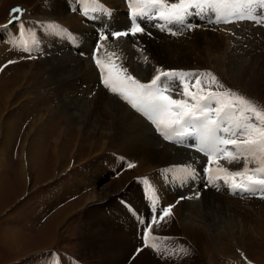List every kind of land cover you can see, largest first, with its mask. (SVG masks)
<instances>
[{
	"label": "rangeland",
	"instance_id": "374dc122",
	"mask_svg": "<svg viewBox=\"0 0 264 264\" xmlns=\"http://www.w3.org/2000/svg\"><path fill=\"white\" fill-rule=\"evenodd\" d=\"M51 1L52 0H0V24L2 23L3 25L2 27L0 26V31L2 28H5L4 25L8 23L6 21L13 18L11 10L16 7L21 8L23 13H26L25 16L24 14L22 15V13L16 14L23 17V21L21 20L22 22L19 25H22L27 29H33V21L31 20V17L27 15L28 12L31 11V15L38 17L46 16L49 13L48 11L52 10L49 8ZM93 8L94 7H92V9ZM70 12L74 13L71 9ZM64 14L68 15L67 10ZM54 17L57 16L54 15ZM58 18L55 19L59 22L60 19ZM83 18L85 19V17ZM52 19L47 21L49 26H53ZM71 19H74V17ZM86 20L91 22L90 19L86 18ZM43 21L45 20H42V22ZM236 23V26L239 28L236 30V36L230 35L232 34V31L221 32L214 29L219 32L224 39L227 36L234 38L233 41L227 38V41L225 39V44H220L219 50L221 49L220 52L223 51L224 58H222L224 61L220 59L219 63L214 65L206 59V63L203 64L204 67H196L197 69L195 70H198V74L202 80L203 93H207L208 90L212 91L217 89L223 90V92H231L233 96H242L246 100L255 104L258 110L264 111V98H261L258 95L262 94L264 97V93H259L256 89H252L254 85V87H257V90L260 87H264V61H262L264 60V39H261L263 36L259 37L257 36L258 34L254 35L250 30L245 31L241 29V27H243L241 21H237ZM49 26L48 29H50ZM237 27H235V29H237ZM255 27H257V24L254 23V28ZM21 29L18 30L19 33L16 41L25 40V43L29 41L28 44L31 41V46L34 41V39H32V31H34V29L31 31L32 36L30 35V31H28V35L32 37L31 40L29 36L26 37V39L22 38L23 33L20 31ZM198 34L199 33L195 35L197 36ZM0 37H2V39H0V44L8 46L10 39L5 38L1 34ZM182 37H177L178 41L175 40L176 38L174 40L170 39L169 42L171 44L170 48L173 49V54L180 53L181 50L185 52V55L178 61H168L164 51L157 46L152 45L151 48H157L168 63L178 64L182 62L197 61L198 59L194 55L190 57L188 56L191 50L193 54L200 53L199 45L196 42H190L186 36L184 37L185 39ZM187 37L190 39L189 36ZM252 41L254 43L253 46L251 45ZM181 42L185 43L181 44ZM54 44V48H56L58 44ZM189 45H191L193 49L188 50V52L186 46ZM24 47L26 46L21 45L13 50L11 49L12 51L7 50L4 53L6 58L0 61V76L3 75L2 78L8 77V79H12L15 74L19 75L15 79L16 85H11L12 89L17 88L18 90L16 92V98L6 110L9 115L7 119L11 120V122L13 121L11 124L14 126V140L12 142L8 140V138L10 139L11 137L4 134V127L0 125V144L7 148L2 159L3 164L0 165V264H81L79 259L84 264H264V260H256V258H261V256L262 258L264 257V239H261L262 235L260 236L255 229L246 230L244 228H239L242 235H248V232H251L250 236L252 241H249L250 244H247L248 251H245L243 248H238L232 238L227 239L228 236L219 233V235L223 236V245L225 244V247L229 248L228 243L234 242L231 243L234 244V246H232L233 249H226L223 253L222 250H203L200 246L203 243V240L199 241L198 239L195 241L192 236L190 237V240L185 236H179L175 224H173L172 221H166L165 219L161 221L159 229L157 227L156 232L150 234V236L152 235L154 244L160 248V250L162 247L163 256L159 258L153 255V250L146 248L128 263L135 247L140 244L139 239H141V237L139 236L138 238V244L136 243L131 247L130 245L135 239L131 236L127 237L125 235L126 232L122 233L119 228V226L122 227V222L113 219L111 214L108 213V215L103 214L101 216V213L105 212L104 207L109 206L112 208L110 203H112L114 197L129 195L131 193L134 197H137V200H139L137 205L144 208L145 202L142 199L141 186L135 184L134 179H132L129 185H127L129 179L135 177L137 173H139V168L142 167L154 168L152 169L153 173L150 172L149 174H145L150 177L151 181L157 182V188L160 190L166 203L173 202L176 196H181L180 194L182 193L175 194V192L179 191H176L173 188V183L166 182L158 172H155V169L165 165L163 162L164 159L159 156V154H157V156L156 154H152V156L150 154H143L139 150H128L124 147L121 150L117 149V147L109 149L105 143L107 140H105V136L102 135L103 132H98L96 130L90 131L93 127V120L88 121L85 126L86 133L82 134L84 127L76 122V117L74 115L75 110L73 108L65 107L66 104H64L63 100L61 102L59 101V93H55V90L58 86L72 84L74 89H72L67 96L72 95L73 97L77 96V94L83 96L86 94L85 96L88 99L90 97L89 100H93L95 99V95L91 94V89H93L91 85L93 84L90 85L91 88L88 93L87 87L85 86L86 83L83 84L81 79L74 83L75 80L73 78H68L64 75L60 77L61 82L64 83L56 82L51 85L48 82L49 76L40 72L45 66L44 60L36 58L35 61L40 60V65L38 68H34V59L32 58L34 52L33 50L26 52L23 50ZM35 47L40 46L37 45ZM63 47L66 52L70 50V45L68 44H64ZM253 47H257L258 49L255 53H249V49ZM61 53L62 52L58 53V55H61ZM248 55L251 57L254 55L256 59L262 62L256 63L255 65H252V62H250L251 64L249 63L251 66L248 67V76L243 78L249 79V77H251L253 81L250 84L246 83V85H244L242 79L239 80L237 78V72H232L231 75L228 66L232 63L234 57H245ZM9 61H13V63H8ZM3 65H5V67ZM193 66L194 65H190V67L185 69L194 68L195 66ZM31 70L37 72L35 75H29V78L24 79L21 74L25 71L30 72ZM207 70L212 71V73L220 78L218 80L215 79V82H212L211 77L207 76ZM24 74L28 73L25 72ZM22 83L24 86H22ZM181 89L182 85L178 86L176 92L181 93ZM94 91L95 90H93V92ZM34 107L40 108V114H49L47 112L49 110L51 114L43 118L42 121V119L38 118V110L34 111ZM32 110L34 111L35 116L33 115ZM36 121L40 124H33ZM222 121L225 122V119H222ZM47 122L55 125L57 130L53 129L49 131L48 128L46 129L45 123ZM31 126V132L28 136ZM48 131L50 133L45 136ZM63 131L64 134L61 137L62 143L64 142L65 144L66 154L64 157H56L55 154L52 153L53 143L55 142L53 136H55V134L60 135L59 132ZM27 136L29 143L33 140L32 138L35 137L36 140H38L36 143L38 146L35 145L37 148L34 147L35 149L33 153L34 158L36 159L35 166L30 169L29 174L24 178L25 176L22 171V165L24 164L25 168H30L28 158L24 156V151H27L28 149L22 146L27 143ZM155 136L161 142L156 134ZM43 139L44 142H41ZM4 140L5 142L1 143ZM103 143H105L104 147ZM101 144L102 148L99 146ZM30 145L32 148L31 143ZM167 147H169V145H167ZM126 152L129 153L126 154ZM171 153L174 156L175 163H185V161H187V158L184 155L178 153L175 155L173 152ZM112 156L114 158L116 157L115 159L118 157L128 158V166H133H129L128 168L130 169L118 177L117 173L121 170L120 167L126 163V160L118 166L112 164L110 167L108 166V163L114 162ZM133 158L135 159L133 160ZM85 163L86 168H84V172H82L81 164L83 165ZM242 163H244L243 158H241L239 162H236L235 165ZM254 164L248 166L258 167L259 165L256 162ZM223 166L224 168H227L228 164H224ZM112 167H114V169H112L109 175H107L106 168ZM235 168L241 169L244 168V165H239ZM198 179L199 178L197 177L196 180ZM194 181L188 180L187 186L190 184L194 185ZM168 184L171 185V188L175 192L170 190ZM176 184L179 188L180 184ZM108 186H117V188L120 187V190L115 192L110 190ZM229 193L232 194V191ZM95 195L97 196V199L91 200V197ZM224 195L227 199L225 196L221 199L222 202L220 204H223V206L216 207L213 205L208 210L213 211L209 212L211 216H215L216 214L220 219L222 218L221 220L223 224L225 223L224 225H226L225 229L229 227L228 219L243 224L246 219L248 220L249 213H256L257 207L255 209V206H258V203H264V200L255 198H232L229 195ZM228 199L239 201V205L236 204L239 206L240 210L238 213H233L230 207L225 206ZM240 205L242 206L240 207ZM182 206V202L178 203L175 207V216H172V218L168 217L169 219H174V221L176 220L175 223L179 226V231H182L179 220V212L181 211L180 209H182ZM116 207L117 212L121 213L122 208L119 202H117ZM242 207L246 208L243 209ZM228 210H231L232 213L227 212ZM227 214H229V216ZM188 215L196 218L192 214ZM257 217H259V215ZM190 221L192 222V220ZM107 224H113V229L108 228L106 226ZM14 230L19 232L16 241H14L13 238ZM220 230H222V227ZM161 235L164 237H160ZM220 239L221 238L212 237V240L208 243V248L212 249ZM239 240V243L241 242V244H243L241 238H239ZM243 253L246 257L241 255Z\"/></svg>",
	"mask_w": 264,
	"mask_h": 264
},
{
	"label": "bare ground",
	"instance_id": "6f19581e",
	"mask_svg": "<svg viewBox=\"0 0 264 264\" xmlns=\"http://www.w3.org/2000/svg\"><path fill=\"white\" fill-rule=\"evenodd\" d=\"M104 1L112 4L113 7H116V9H117L116 16L120 18L119 23H121V21H122L121 16H122L123 20L125 19L124 15H122V11H123L122 2H120L119 0H104ZM169 1L178 2V0H169ZM90 5H91V3L88 2V6H90ZM0 6H1V2H0ZM49 8L52 10H49L48 15H46V16H41V17L36 16L35 17V16L29 14V16L31 17V19L34 22V26H33L34 31H32L33 29H27L24 26L18 24V23H21L23 21L22 20L23 17H20V20L15 22V23H9L10 26L4 25L5 28L1 29V31H5L4 34H2V36H4L5 38H9L10 42H9L8 46L2 45L1 53L4 54L7 50H11V49L13 50V49H15L21 45L26 46L30 49H35V46L38 45L41 48H43V51L41 52V55H40L41 59L39 57L38 58L40 60H44V62H45V66H44V68L41 69L40 72L44 75L49 76L48 82L51 85L55 84L56 82L64 83V82H61L60 77L66 75L68 78H73L75 80L74 83H76L79 79H81L83 84L86 83L85 86L87 87V92L89 93L90 88H91L90 85L95 83V76H94L95 70H94V67L92 66V64L90 63V61L86 60V59H79L73 53L66 52L63 45H57L56 48H54V45H55L54 43L58 44V42L55 39V37L50 36L49 33L55 32L56 28H54L52 26V28H50L48 31L45 28L43 30L42 29L40 30V28H41V24H43L45 21L49 20V17L56 15L57 17H54V18L59 17L58 19H60V21H62L66 25H68L71 29H73L75 31L77 30L78 32H80L83 35V38H85L87 36H88V38H90L92 36V34H90V31L92 32L93 29L91 26L90 27L85 26L81 22V17L79 15H77L75 12L74 13L70 12V8L68 7L66 0H52L50 2ZM91 9H92V7H91ZM66 10H67L68 15L64 14ZM73 17H74V19H71ZM42 20H45V21L42 22ZM84 21H87L86 18L84 19ZM11 24H15V27L12 28ZM236 24L237 23H234L232 26L234 27V25H235V27H237ZM242 26L243 27H241V29H243L245 31L250 30L254 35L258 34L257 36H259V37L263 36L261 39H264L263 27L257 25V27L254 28V23L246 22V21L242 22ZM43 27H44V25H43ZM244 27H245V29H244ZM21 28L24 30H22ZM19 29H21L20 31L23 33L22 38H25V39H26V37L29 36L28 31H30L31 36H32V32H33V36H32L33 38L31 36H29L30 40H31V38L34 39L31 46H30L31 41L29 44H28L29 41H27L25 43V40H20V41L18 40V42L16 41L18 33H19L18 32ZM237 29H239V28L237 27ZM1 31H0V34H1ZM67 31L69 32V28H67ZM197 31H199V32H197ZM194 32H195V34H197V33H199V34L196 36L194 34ZM194 32H192L193 34L190 33V34L186 35V38L188 40H190V42H192V43L196 42L200 47V53L193 54L192 50L190 52L188 51L190 49H193L191 47V45L186 46L187 51L189 52L188 57L194 55L198 59L197 61H194V62H182V63H178V64L168 63L166 61V59L168 61H171V62L178 61L185 55V52L183 50H181L180 53L178 52L177 54H173L172 53L173 49L170 48L171 47V44L169 43L170 39L163 37V36H160L159 34H158V36H156L155 34L154 35L151 34L150 36L144 35L143 37H141L138 40V45H136L135 47H130V46L125 45V43H123L124 41L122 39H118V41H116L115 44L111 45V47H112L113 51H115L114 56L117 57L118 67L122 66L124 68H127L128 72L131 75H133L135 78L139 79L143 83H148L151 80V78L157 74L156 70L158 68L163 69V70H169V69L177 70L179 68L185 69L187 67H190V65H194L195 67H204L203 64L206 63V59L208 62H210L211 64H214V65L218 64L220 59H222L224 61L223 51L220 52L221 49L219 50L220 44L221 43L225 44V39L227 41V38H229L232 41L234 40V38H232L231 36H227L224 39L223 36L219 32H217L215 30L205 29V28H199ZM148 33H150V32H148ZM191 35H194V36H191ZM187 36H189L190 39ZM179 37L180 36H178V38ZM184 37H182V38H184ZM175 40L178 41L177 37ZM34 42H35V45H34ZM259 42H260V40H259ZM119 43H123V46ZM183 43H185V42H183ZM183 43L181 42V44H183ZM197 44H196V46H197ZM152 45L157 46L160 49H162L164 51L166 59L160 54V51L157 48H155V47L151 48ZM251 45L252 46L254 45L253 41H252ZM178 46H182V45H178ZM67 49H69V48H67ZM250 49H249V53H252V52L255 53L258 48L253 47ZM152 50H153V52H152ZM59 52H63V54L58 55ZM119 53H120L121 59H118ZM121 54H123V57L121 56ZM256 55H258V54H256ZM145 56L148 57L147 61H145V59H144ZM4 58H6V56H4ZM40 60H37V61L34 60V62H33L34 68L39 67V65H40L39 61ZM262 61H264V60H262ZM262 61L256 59L254 55L252 57L249 55L245 56V57H237V58L234 57V59L232 60V63H230V65L228 64L229 65L228 68L231 71V75H232V72H234V73L237 72L238 73L237 78L239 80L242 79L243 84L246 85V83L250 84L253 81V79L251 77H249V79H245L248 76V67L251 66V65H249V63L252 62L253 63L252 65H255L256 63H261ZM25 72L28 74H24ZM25 72L21 74L24 79L29 78V75H35V73L37 71L31 70L30 72L29 71H25ZM18 76H19L18 74H15V76L12 79H10V78L8 79V77L0 78V125L4 127V131H5L4 134H6L8 137H11L10 139L8 138L9 141L14 140V128H13L14 126L11 124L13 121L11 122V120L7 119V117H9V115H8V111H6V110H7L8 106L11 103H13L14 99L16 98V92L18 90H17V88L12 89L11 85H16L15 79ZM243 77H245V78H243ZM27 80H29V79H27ZM22 86H24L23 83H22ZM178 86H181V84H179ZM254 86L252 87V89H256V91L259 93H264V87H260L257 90V87H254ZM72 89H74L72 84H66L64 86H58L55 90V93L56 92L59 93V97H58L60 99L59 101L61 102L63 100L64 104H66L65 107L73 108L75 110L74 115L76 117L75 118L76 122L78 124H80V126L84 127V130H82L83 131L82 134L86 133L85 126L88 123V121L93 120V127L90 129V131L96 130L98 132H103L102 135L105 136L104 139L108 141V143H107V141L105 143L109 149H114L115 147H117V149L121 150L124 147V148H127L128 150H139L143 154H150V155L156 154V156H157V154H159V156H161L164 159L163 162L165 165L170 164V163H172L174 165V168H170L171 173H173L172 176H174L173 180H174V182L180 184L179 179H180V177H182L184 175V171H183V168H180L179 166H177V163H175L174 156L171 152H173L175 155H177V153L180 155H184L187 159H189L190 158V156L188 154V153H190L189 151H187L184 148H180V149H178V147L172 148L174 146H172L168 143H163L162 140L160 142L158 140V138L155 136V134H154L155 132L153 131V128L151 127V125H149L140 114H138L135 111H132L127 105H125L122 100H118V99H116V97L110 96L107 93V92H109V90L104 91L103 89L100 90L98 88V91L95 94V99L89 100L90 97L88 99L85 96L86 94H84V93H83L84 94L83 96L81 94H77V96H73V97H72V95L67 96V94L70 93L72 91ZM181 91H183V88L181 89ZM258 95H259V97L264 98L262 96V94L261 95L258 94ZM176 96H179L178 98H182L178 94ZM189 102H191V101H189ZM21 105H22V103H21ZM34 108H35L34 111L38 110L37 116L39 119H42V121H43V118H45L47 115L51 114L49 109H48L49 111H47L49 114H40V110H39L40 108H36V107H34ZM34 111H33V115L35 116ZM28 119H30V118H28ZM33 124H40V123H38V121H36ZM45 125H46L45 128L46 129L48 128L49 131L53 130V129L57 130V127L55 125H52L51 123L47 122V123H45ZM31 128H32V126L29 129L28 136L31 132ZM49 131L46 132L45 136H47L50 133ZM59 133H60V135L55 134V136H53V139L55 142L53 143L52 153L55 154L56 157H58V156L64 157L66 154V150H65V144H64V142L62 143V137H61L64 134V131L59 132ZM28 136L26 138L27 143L25 145H22V146H24V148H27L29 150V151L28 150L24 151V156H26L28 158V164L30 166V168H25L24 164L22 165V168H23L22 171H23L24 176H25L24 178L27 177V174H29L30 169L33 166H35V160L36 159L34 158L33 153H34V149H35L34 147H36L35 145H37L36 143L38 141V140H36L35 137L32 138L33 140L30 142L32 144V148H31V145L28 141ZM37 137H39V136H37ZM4 142H5V140L1 143H4ZM41 142H44V139ZM58 143H59V146H58ZM105 143H103V147H104ZM167 145H169V147H167ZM1 146L2 145L0 144V165L3 164V160H2L3 159V152L1 150ZM99 146L102 148V144ZM2 148L7 149L4 146H2ZM23 149H22V151H23ZM127 153H129V152H126V154ZM56 157H54V158H56ZM250 157L251 156H249V160H250ZM112 159H114V157ZM134 159L135 158H133V160ZM203 159L205 161V158H203ZM251 159H253V158L251 157ZM23 161H24V157H23ZM206 161H207V159H206ZM187 163H188V160L185 161V164H187ZM251 163L254 164L255 162H251ZM91 164H93V163H91ZM239 165H244V163L239 164ZM239 165H236L235 167H237ZM149 166H152V165H149ZM152 167H154V166H152ZM258 167H259V165H258ZM249 168H256V166L255 167L250 166ZM152 169H154V168H143V167L139 168V170H138L139 173H137V175H143L145 173L149 174L150 172L153 171ZM227 169L229 171H231V168L227 167ZM174 173H175V175H174ZM129 181H130V179H129ZM192 186H193V184H190L185 189H182V190H181L182 187H179L178 190L180 189V192H182V194L186 195V194H188V189L193 191ZM108 188L112 191H115V192L120 190V187L117 188V186H115V187L114 186L113 187L108 186ZM128 188H131V187H128ZM197 191L198 190H194L193 195H195V193ZM182 194H180V195H182ZM224 196L225 195L222 194L220 191L215 192L214 190H210V191H205V192L203 191V195H202L200 200L199 199L197 200V199L192 198V197L189 198L192 201L183 200L182 201L183 206L181 207L182 209H180L181 211L179 212V216H180L179 220H180V224H181L180 228L182 229V231H179V226L175 223L176 220L174 221V219H169V218H167L165 220L166 221H172L173 224H175V228H176V230H178L177 233L179 234V236H185V237L189 238V240H190L191 236L193 237V239L195 241H197L198 239H199V241L203 240V243L200 246L205 251L222 250V252H223L229 248L231 250L232 246H234V244H231V243H234V242L228 243L229 248L225 247V244L223 245V242H224L223 236L219 235V233H223L226 236H228L227 239L232 238V240L235 241L238 248H240V249L243 248L245 251L246 250L248 251L249 249L247 247V244H250L249 241H252L251 236H250L251 232H248V235H245V234L242 235L239 228H244L246 230L255 229V230H257V232L260 236L262 235L261 239H264V203H258V206H255V209L257 207L256 213L255 212L249 213V216L247 215L248 220L246 219L247 221L245 220V222H243V224H241L239 222H234L233 220H229L227 218L229 221V227H227V229H225L226 225H224L225 223L223 224V222L221 220L222 218L220 219L216 214H215V216H211L209 212L212 210H208L213 205H215L216 207L217 206H223V204H220V203L222 202L221 199ZM187 197H189V196H187ZM91 198H92L91 200H96L97 196L95 195ZM225 198H226V196H225ZM238 202L239 201H235L233 199H228L226 201V205L225 204L224 205L226 207H230L232 209L233 213H238L240 211L239 206H238L239 205ZM236 204H238V205H236ZM241 206L242 205H240V207ZM242 208L244 209L246 207H242ZM227 212L230 213L231 210L230 211L228 210ZM188 214L194 215V217H196L197 219L193 218L192 216L190 217ZM221 214H222V212H221ZM218 215H219V213H218ZM227 215L229 216V214H227ZM227 215H226V217H227ZM258 215H259V217H257ZM230 217H231V215H230ZM223 218H224V215H223ZM190 220H192L193 223ZM162 224H163V222H162ZM159 226H160V224L156 225L153 229V232H156V228L158 227V229H159ZM221 227H222V230H220ZM125 235L127 237L131 236L132 238L135 239V241L130 245L131 247H133L136 243L138 244L139 240L141 242V239L138 240L139 236L136 234V230H135L134 226H132L131 233L127 232ZM18 236H19V232L14 230V232H13L14 241H16L18 239ZM212 237L213 238L217 237V238H221V239L211 249V248H208V243H209V241L212 240ZM239 238H241V241L243 242V244H241V242L239 243V241H240ZM151 239H152V235H151ZM184 245H186V244H184ZM255 247H256V243H255ZM198 248H200V247H198ZM254 254H255V252H254ZM207 256H209V255H207ZM256 260L262 261V260H264V257L262 258V256H261V258H256Z\"/></svg>",
	"mask_w": 264,
	"mask_h": 264
},
{
	"label": "snow or ice",
	"instance_id": "6c2138e0",
	"mask_svg": "<svg viewBox=\"0 0 264 264\" xmlns=\"http://www.w3.org/2000/svg\"><path fill=\"white\" fill-rule=\"evenodd\" d=\"M223 0H178L170 3L169 0H144L145 8L139 10L132 6L129 0V16L131 27L123 31H113L101 36V40L111 37H135L137 34L151 35L146 33L142 23L145 19L149 22L163 21L170 26L179 25L186 29H193L196 25L187 23V18L192 15H200L208 11L209 8H219ZM234 10L229 13L236 17V20L255 19L254 13L257 8L264 9V0H232ZM13 18L9 23L20 20L17 13H21L19 7L11 10ZM223 17L218 16L216 22H220ZM225 23H232L231 20H223ZM163 30L164 25L153 23ZM171 32V27H169ZM176 35V32H172ZM26 52L31 49L24 47ZM114 55V54H109ZM147 61L148 57H144ZM8 63H13L9 61ZM95 63L100 66L102 82L104 86L114 94H118L131 107L146 116L156 127L165 140H172L177 137L176 142L183 144V137H191L189 147L196 148L208 156V166L204 167L207 184L214 185L215 180L223 179L227 184L231 181L230 187L233 190L239 189L245 192H259L264 198V111L246 100L242 96H233L231 92H213L208 90L206 94H198L201 84L200 76H196L195 87L197 91L190 90L187 82L182 84L183 91L179 93L182 98H174L177 89L176 78L182 80L190 75L175 69H157L148 83H143L128 72L127 68L118 67L115 63L104 64L96 59ZM123 73V74H122ZM211 76V74H209ZM215 82V77H211ZM225 100L228 102L225 103ZM191 101V102H189ZM225 109L231 113H238V116L225 113ZM221 113H225L228 123L222 122ZM213 114L215 118H213ZM250 114V115H249ZM199 145V147H197ZM231 145L235 151H230L226 147ZM223 159L232 163L244 161L242 171H229L227 168L217 167V172H223V177H213L211 165L219 163L220 154ZM251 156L259 167L249 169L248 164ZM132 167L133 165H129ZM241 178L238 182L236 178ZM195 169H193V179ZM200 192L195 193V198H199ZM191 197H181L189 199ZM179 202V201H177ZM175 205L161 207L159 219L172 216V209ZM155 208V205H153ZM152 224L157 223V217L152 216ZM151 231V227L146 228V232ZM147 246V245H146ZM155 247V245H152ZM141 251L140 249L137 250Z\"/></svg>",
	"mask_w": 264,
	"mask_h": 264
},
{
	"label": "crops",
	"instance_id": "0c3cea01",
	"mask_svg": "<svg viewBox=\"0 0 264 264\" xmlns=\"http://www.w3.org/2000/svg\"><path fill=\"white\" fill-rule=\"evenodd\" d=\"M6 26H10V25H6ZM11 26H12V28H14V27H15V24H11ZM4 27H5V26H4ZM4 32H5V31H1V35L4 34ZM1 49H2V45L0 44V61L4 58V54L1 53ZM5 71H6V69H5ZM5 71H4V73H5ZM2 76H3V75H2ZM2 76H0V78H2ZM11 142H12V141H11ZM2 146H3V145H2ZM2 146H1V150H2V152H3V157H4V155H5L7 149L2 148Z\"/></svg>",
	"mask_w": 264,
	"mask_h": 264
},
{
	"label": "trees",
	"instance_id": "16d2710c",
	"mask_svg": "<svg viewBox=\"0 0 264 264\" xmlns=\"http://www.w3.org/2000/svg\"><path fill=\"white\" fill-rule=\"evenodd\" d=\"M152 52H153V50H152Z\"/></svg>",
	"mask_w": 264,
	"mask_h": 264
}]
</instances>
